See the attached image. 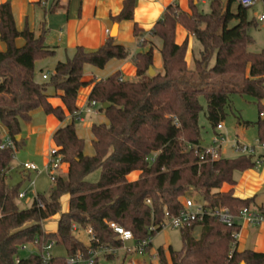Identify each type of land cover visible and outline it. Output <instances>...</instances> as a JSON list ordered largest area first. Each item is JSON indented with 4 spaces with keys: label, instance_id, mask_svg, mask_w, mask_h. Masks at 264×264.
Returning <instances> with one entry per match:
<instances>
[{
    "label": "trees",
    "instance_id": "obj_1",
    "mask_svg": "<svg viewBox=\"0 0 264 264\" xmlns=\"http://www.w3.org/2000/svg\"><path fill=\"white\" fill-rule=\"evenodd\" d=\"M190 5L191 14L168 6L149 31L161 41L162 67L154 75L148 74L149 67L153 68L154 45L139 39L143 31L135 23L133 35L141 47L149 44L146 50L131 55L113 37H107L95 50L76 47L72 57L57 62L53 73L39 83L34 77V63L53 51L27 25L17 30L10 3H0V41L5 44V50L0 51V144L1 127L13 142V148H0V264H65L67 256L85 253L88 248H120L122 243L108 227L109 221L130 230L134 241L153 237L158 231L149 232L148 227L160 224L165 211L177 214L181 210L180 197L191 191L220 189L224 183L233 185L237 174L256 166L253 154L246 152L233 158L201 161L194 150L202 146L198 126L200 94L206 101L205 118L214 131L225 119L232 95L254 98L258 108L254 122L257 143L264 145V49L247 50L252 42L249 30L259 20L249 19L248 8L236 0H211L208 12L199 11L193 0ZM134 7L135 0H123L120 13L112 19L132 20ZM177 25L200 44L199 57L193 58L192 68L186 63L187 39L181 44L175 42ZM18 37L24 40L21 47L15 44ZM130 55L135 79H124L115 71L95 81L90 91L88 100L99 103V111L107 119V123H93L90 127L92 155L83 153L84 140L76 135L73 121L59 127L52 139L62 163L68 165L67 172L56 177L47 197L38 194L29 208H19L16 199L20 182H10L9 166L20 147L16 139L20 122L29 121L31 112L38 108L62 122L65 111L72 115L77 110L78 90L93 82L82 80L85 64L103 68L111 59ZM48 88L61 92L64 109L48 101ZM103 103L108 104L106 109ZM96 170H100L98 180L87 181V175ZM133 171H138L139 176L128 181ZM63 195L69 196L66 212H61ZM37 198L43 207L37 206ZM204 199L208 207H226L234 215L253 202V198L235 197L232 190L215 195L204 193ZM56 214V232H46L43 222ZM72 224L78 230L90 227L97 241L82 243ZM196 227L200 229L198 238L192 233ZM239 229L237 224L227 226L207 215L201 222L178 229L181 247L174 250L169 246V257L159 246L158 264H264V252L236 249L233 233ZM34 241L37 251L53 241L63 246L66 256L52 255L44 263L38 254L30 253L15 263L20 247ZM127 254L125 251L123 261ZM116 257V253H103L94 264Z\"/></svg>",
    "mask_w": 264,
    "mask_h": 264
},
{
    "label": "crops",
    "instance_id": "obj_2",
    "mask_svg": "<svg viewBox=\"0 0 264 264\" xmlns=\"http://www.w3.org/2000/svg\"><path fill=\"white\" fill-rule=\"evenodd\" d=\"M6 1L10 3L16 29L20 31L27 25L29 30L32 31L36 37L41 35L44 46L48 50L53 51L52 54L36 60L34 63V77L39 83L46 81V79H42L43 74L49 77L53 73L57 62L65 61L67 58L72 57L76 47H82L89 51L95 50L104 43L107 37H113L116 43L130 50L131 55L148 48V43L141 47L139 45L140 40L151 42L154 45L153 69L160 71L162 67L159 52L161 41L157 37H152L149 31L157 21L162 19L164 11L170 5L177 6L181 11L187 14H191L192 11L190 0H135L133 19L114 21L112 17L120 13L123 0H0V3ZM210 1L211 0H209V3ZM199 2L205 3L204 0H193V5H195L199 11H202L198 7ZM260 2L262 3V1ZM261 13H263V11ZM135 23L143 31L139 38L140 40L133 35V26ZM185 39L188 41L186 61L187 64H189L188 61L196 57L193 56V46L196 39L183 27L177 25L175 30V42L181 44ZM15 44L17 47H21L24 44V40L18 37L15 39ZM4 50L5 44L0 41V51ZM198 51H200V49ZM131 55L126 59H111L103 68H97L89 64L84 65L82 80L93 82L78 90L76 106L79 112L80 119H78V121L81 123V127L79 125L76 126L74 123V120L77 118H74L66 111L65 118L61 122L52 114H46L42 109L38 108L31 112L29 121L20 122V134L17 139V141H20V146L27 145L30 142L33 144V149H35V156L42 155L45 157V155H47V148L50 146L55 147L52 139L53 133L62 125L73 121L76 135L83 140L85 139L83 135L84 129L87 128V132H89L88 145L92 148L91 141L93 137L90 132V127L93 123L88 121V119L91 118L86 117V114H89L91 110L87 102L92 86L95 81L104 79L115 71H119L122 76H134L136 69ZM47 92L51 95L48 101L53 106H60L64 109L60 98L61 92L54 91L52 88H48ZM263 102L262 100V105ZM41 112L44 113L45 116L43 118L41 116V118H39L40 122L35 123L33 121L34 118ZM261 118H264V114L261 115ZM99 121L100 123H105L101 119ZM6 136V130L1 127V137L5 138ZM237 138L239 139L238 134ZM255 142L257 143V137L255 138ZM257 146V148L250 146L253 150L251 154H253L254 159L257 161L254 168L247 169L237 174L236 182L233 185L224 183L220 189L202 191L203 196L197 199V201L200 199L201 201L205 200L204 193L215 195L218 192L232 190L235 197L241 199L253 198V202L250 205L251 208L264 210V145H259L257 143ZM18 149H16L15 152L18 151ZM83 153L85 155H92L88 152L85 153L84 149ZM14 156L9 166V171L11 173L18 169L19 164L22 163L21 160L14 162ZM45 161L46 158L43 159V165H45ZM67 169L68 165L65 169L66 172ZM26 173L30 174L33 172L27 171ZM50 189L47 194L44 195L45 197L48 196ZM62 199H65L67 202L66 207H63V211L66 212L68 210L69 196L63 195L60 201ZM48 227L50 231L45 230L46 232H56L57 230V224H49ZM164 247L167 248L166 246ZM236 249L238 251L251 249L255 252H264V222L257 225L245 223L240 225L236 239ZM151 250L150 248L148 251L149 255H152ZM156 251L155 255L157 254Z\"/></svg>",
    "mask_w": 264,
    "mask_h": 264
},
{
    "label": "rangeland",
    "instance_id": "obj_3",
    "mask_svg": "<svg viewBox=\"0 0 264 264\" xmlns=\"http://www.w3.org/2000/svg\"><path fill=\"white\" fill-rule=\"evenodd\" d=\"M205 3L199 2L198 7L203 12L209 11V0H204ZM264 11L263 4L259 1L254 6L248 8L247 10V16L249 19L255 18L257 20V17L259 14ZM249 34L251 36L252 42L247 45V50L250 52H259L262 49H264V21H259L256 26L250 28ZM200 44L197 40H195L193 51L195 58L199 57V50ZM190 59V58H189ZM187 63V61H186ZM189 64L187 66L189 68L193 67V59L188 61ZM161 71V69H160ZM157 72L154 70V73ZM154 75V74H153ZM124 79H135V75L132 77H129L127 75H123ZM198 101L200 105L202 106V110L199 113L198 116V126H199V132L201 137V145H209L211 143V139L214 135V129L210 126L208 121L205 118V107H206V101L202 94L198 96ZM264 101V100H263ZM262 103V101H261ZM264 107V102H263ZM99 105L96 107L91 108L89 111V114H86V117L91 118L88 119V121H91V123H100V119L107 123V119L104 115V113L98 111ZM226 117L221 122V125L223 127L222 132L225 135V138L227 139L226 142L223 143L221 147V157L225 158H233L236 157L239 154L245 153L244 150L242 151H235L232 148L233 142L237 140L240 144L244 146H254L258 147L257 143L255 142L256 133H255V126L254 122L258 118V108L257 104L254 98L247 95H232L231 96V103L230 106L226 109ZM40 115V116H39ZM38 116L34 118V122H40L41 116L42 118L45 116L44 113H40ZM90 116V117H89ZM74 123L76 126L81 127V123H79L78 119L74 120ZM237 134L239 135V139L237 138ZM83 135L85 136L84 139V152H88L89 154H92V148L89 146V132H87V128L84 129ZM33 143V142H32ZM50 148H53V146H50L47 148L46 154ZM46 158L41 156H35V149H33V144L30 142L27 145H21L18 151L15 152L14 156V162H18L21 160V162L24 161H32L34 164L38 167V169L41 170L39 174H36L35 172L30 173H20V168L16 169L12 172L10 182L14 185L20 182V185L18 187V192H27L26 196L24 198H17L16 202L19 208L21 209H27L31 206L33 198L36 194L40 195H46L48 190L51 187V180L49 178L48 172L44 170L43 165V159ZM67 164L62 163L60 166V171L57 174L65 175ZM100 174V170H96L89 175H87L86 180L89 182H95L98 180ZM28 175V177H27ZM24 176V180H22ZM139 176L138 171H133L127 176L128 181L135 180ZM186 196H189L192 199H199L202 197V193L199 191H191ZM201 201V199L199 200ZM66 200L62 199L60 201L61 204V212L63 211V207H66ZM59 218V214L54 215V217H50L46 221L43 222L42 226L43 229L46 231H50V228L48 227L49 224H57V219ZM193 235L198 238L200 234L199 227H196L193 230ZM75 235L79 238L80 241L84 244H88L89 239L86 235L85 231L83 229H79L75 232ZM125 246L130 247L132 246V242H126ZM159 246H166L167 248H163L166 252V255L169 257L168 254V247L170 246L174 250H178L181 247V236L178 229H172V228H164L160 232L156 233L152 239H151V252L152 255L144 254V255H137L134 252H127L124 261L122 260V256L124 254V250L117 248L116 251V258L114 260H100V264H118L121 261L123 264H130L131 261L136 262L137 264H158V257L155 256V251ZM36 248L32 244H27L25 249H19L17 256L19 258H26L30 253L35 252ZM52 255L54 256H66V251L61 245H54L52 249L50 250ZM157 253V251H156Z\"/></svg>",
    "mask_w": 264,
    "mask_h": 264
},
{
    "label": "built area",
    "instance_id": "obj_4",
    "mask_svg": "<svg viewBox=\"0 0 264 264\" xmlns=\"http://www.w3.org/2000/svg\"><path fill=\"white\" fill-rule=\"evenodd\" d=\"M262 0H236V3L243 6L250 8L254 6L257 2ZM259 21H264V11L258 17ZM48 76L46 74L42 75V79H47ZM89 108H93L96 105H99L95 100H88L87 102ZM264 112L261 113V115ZM72 116L74 118H79V112L76 110L73 112ZM222 125L221 122L215 126L214 135L211 139V143L209 145L200 146L198 149H195L194 152L199 156L201 161H204L206 158L211 160H217L221 157V147L224 142L227 141L225 135L222 132ZM244 145L240 144L237 140L233 142L232 148L235 151H242L244 150L246 153L251 154L253 152L252 147H242ZM4 147H11L13 148L12 140L6 136L2 138V142L0 144V148ZM153 160V157L150 158ZM62 164L61 155L58 154L57 148L53 147L48 150L46 155V161L44 165V170L48 172L49 178L51 183L54 184L56 181V177L59 175L60 166ZM19 167L25 171H32L35 173H40L41 170L33 162H22L19 164ZM26 196V192H19L18 197L19 199L24 198ZM36 197V196H35ZM179 203L181 205V210L177 214H169L167 211L164 212V219L158 225L151 224L148 227V231H158L160 232L164 228H172V229H180L184 226L189 225L192 222H201L207 215H212L216 217L220 222L227 226H232L234 224L242 225V224H250V225H257L261 222H264V210H258L251 208L250 206L242 207L237 214H232L226 207H208V201L202 200L197 201L195 199L190 198L189 196H182L179 199ZM37 206L43 207L42 202L37 198ZM149 202V200H146ZM107 225L112 231L117 235V239L121 241L120 249H123L126 252H134L137 255H144L147 254L148 248L151 246V239L152 236H147L144 239L134 241L133 234L130 230H127L117 224L114 221L107 222ZM74 231L78 230V226L75 224L71 225ZM88 239L90 241H97L94 233L92 232L90 227L83 228ZM157 232V233H158ZM233 236L237 239L238 232H234ZM126 242H132V246L127 247L125 246ZM36 241L32 244L35 247ZM54 242L50 241L46 243L42 247L41 251L35 250V252L40 256L42 262L46 263L51 257L52 253L50 250L54 246ZM27 244L22 245L20 248L25 249ZM163 247V246H162ZM36 248V247H35ZM164 248V247H163ZM117 248H108V247H101L98 248H88L87 251L84 252H77L73 256H67L65 258V264H94L95 258L103 253H116ZM157 257V254L155 255ZM19 257L16 256L14 258L15 263H18ZM130 264H137L134 261H131Z\"/></svg>",
    "mask_w": 264,
    "mask_h": 264
},
{
    "label": "water",
    "instance_id": "obj_5",
    "mask_svg": "<svg viewBox=\"0 0 264 264\" xmlns=\"http://www.w3.org/2000/svg\"><path fill=\"white\" fill-rule=\"evenodd\" d=\"M148 74L150 75V76H152L153 74H154V69L150 66L149 67V69H148ZM108 107V104L107 103H103L102 104V108L103 109H106ZM19 138V136H16V139H18Z\"/></svg>",
    "mask_w": 264,
    "mask_h": 264
}]
</instances>
